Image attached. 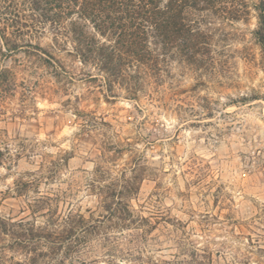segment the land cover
I'll return each instance as SVG.
<instances>
[{
	"label": "rangeland",
	"instance_id": "1",
	"mask_svg": "<svg viewBox=\"0 0 264 264\" xmlns=\"http://www.w3.org/2000/svg\"><path fill=\"white\" fill-rule=\"evenodd\" d=\"M257 1L189 14L196 63L150 38L158 69L103 77L74 52V30L96 35L79 3L0 0V217L96 218L112 190L144 217L88 254L43 245L48 264H264V100L242 101L264 96Z\"/></svg>",
	"mask_w": 264,
	"mask_h": 264
},
{
	"label": "trees",
	"instance_id": "2",
	"mask_svg": "<svg viewBox=\"0 0 264 264\" xmlns=\"http://www.w3.org/2000/svg\"><path fill=\"white\" fill-rule=\"evenodd\" d=\"M43 1L47 5L46 9L50 11L55 3L56 8L65 5V9L71 8L73 1L79 3V17L92 23L96 35L87 36L74 30V52L82 63L94 62L104 73L103 77H126L127 70L134 63L143 67V71L158 69L159 56L151 48L150 38L157 39L158 43L169 48L177 43L186 56L193 62H198L204 46V33L196 25L197 21L188 16L190 13L223 10L226 0ZM254 7L258 14V26L254 35L261 48L264 64V0H258ZM97 35L113 43L102 41ZM248 99L264 100V96L244 97L242 101ZM110 192L104 200L103 213L96 218H87L82 213L70 210L65 217L55 219V215L48 212L51 215L47 221L37 226L36 223L12 222L0 217V264H48V255L43 250V245L56 250L65 247L71 254L73 251L88 254L93 251L89 241L94 240L95 235L99 236L100 233L107 236L108 233L104 230L110 223L128 228L129 225L144 220V217L134 215L129 203L135 191ZM79 235L85 237L86 243L84 248L76 246V249V238ZM14 248L25 250V257L18 260L10 257L7 252Z\"/></svg>",
	"mask_w": 264,
	"mask_h": 264
}]
</instances>
